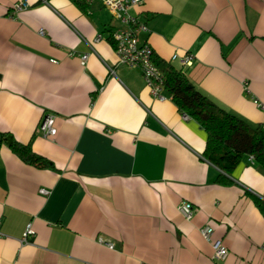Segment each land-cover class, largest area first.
<instances>
[{
    "label": "crops",
    "instance_id": "obj_1",
    "mask_svg": "<svg viewBox=\"0 0 264 264\" xmlns=\"http://www.w3.org/2000/svg\"><path fill=\"white\" fill-rule=\"evenodd\" d=\"M20 1L0 0V264H264L252 198L264 202V172L251 157L229 184L216 181L201 126L117 64L119 24L99 2L24 0L13 12ZM130 14L154 56L249 126L264 124V0H142ZM186 52L190 66L170 61ZM46 114L52 138L38 130ZM8 139L54 168L23 163ZM27 224L35 235L22 244ZM207 225L228 250L222 262L199 232Z\"/></svg>",
    "mask_w": 264,
    "mask_h": 264
},
{
    "label": "trees",
    "instance_id": "obj_2",
    "mask_svg": "<svg viewBox=\"0 0 264 264\" xmlns=\"http://www.w3.org/2000/svg\"><path fill=\"white\" fill-rule=\"evenodd\" d=\"M152 61L163 74V91L170 96L178 112L196 121L205 131L203 158L219 170L216 180L218 183L229 184L228 176L242 156L251 157L264 172V124L249 126L198 91L181 69H176L154 55ZM4 136L0 134V139ZM9 149L27 165L39 169L54 168L49 160L35 154L30 144L23 145L12 140ZM252 198L259 211L264 214V202Z\"/></svg>",
    "mask_w": 264,
    "mask_h": 264
},
{
    "label": "built area",
    "instance_id": "obj_3",
    "mask_svg": "<svg viewBox=\"0 0 264 264\" xmlns=\"http://www.w3.org/2000/svg\"><path fill=\"white\" fill-rule=\"evenodd\" d=\"M79 3L88 5L93 2H99L108 12L112 14L119 26L115 27L110 33V39L113 44V50L117 57V64L128 68H138L141 71L144 83L151 96L157 100H163L161 93L163 91V74L156 67L153 58V51L147 42L140 43L138 37L140 34H149L147 26L139 21L130 11L141 5L142 0H77ZM29 8L26 1H20L12 5L13 12H20ZM39 34H43L40 30ZM98 40L100 37L97 38ZM87 59V55L81 56V63ZM170 61H178L182 66H190L193 62V55L186 52L183 56L174 54ZM112 73L113 71L109 69ZM261 110H264V104H258ZM183 120H187L186 115H182ZM39 132L46 138H52L56 133L55 116L46 114L43 116L39 127ZM46 194L45 190L40 191ZM177 211L182 218L189 221L194 214L193 205L183 201L177 206ZM201 236L210 243L212 248V259L216 262L224 261L228 256V250L220 240H213V229L209 225L199 229ZM35 231L31 224H27L22 234L20 242L28 243L33 238ZM2 234L0 233V238ZM111 247V245H109Z\"/></svg>",
    "mask_w": 264,
    "mask_h": 264
},
{
    "label": "water",
    "instance_id": "obj_4",
    "mask_svg": "<svg viewBox=\"0 0 264 264\" xmlns=\"http://www.w3.org/2000/svg\"><path fill=\"white\" fill-rule=\"evenodd\" d=\"M7 143H8V144H10V143H11V140H10V139H8V140H7Z\"/></svg>",
    "mask_w": 264,
    "mask_h": 264
}]
</instances>
